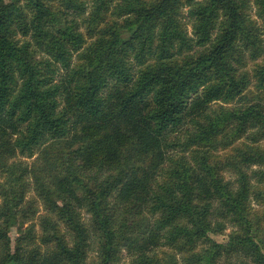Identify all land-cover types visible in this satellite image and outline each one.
<instances>
[{
    "label": "trees",
    "instance_id": "1",
    "mask_svg": "<svg viewBox=\"0 0 264 264\" xmlns=\"http://www.w3.org/2000/svg\"><path fill=\"white\" fill-rule=\"evenodd\" d=\"M125 2L129 6L121 9V14L136 17L137 26L131 35L142 38L138 41L140 59L145 49L151 51L156 44V24L165 22L159 37L158 63L144 74L141 84L131 93L113 92L107 102L108 110L100 112L96 109L106 102L97 99L98 91L107 88L109 77L116 78L117 73L126 72L120 60L121 49L128 43L123 34L111 30L112 40L99 42L89 58L91 71L87 74L81 70L71 78H60V83L53 86L59 69L50 61H38L31 51L32 45L22 48L14 37L17 30L25 36L33 32L36 48L67 69L69 43L73 48L83 43L82 37L76 35L74 22L66 19L69 13L80 12V0H64L63 21L46 7V0H28L25 8L34 13L31 25L24 9L18 7L20 0H12L9 5L0 0V174L5 179L0 184V197L4 200L0 207V219L4 221L0 241L5 242V247L10 243L7 233L17 217L27 221L36 216L34 200L21 211L25 197L33 188V184L28 183L32 175L35 191L49 213L40 221L41 243L46 247L54 243L55 247L44 254L33 250L26 258L17 259L16 264H84L86 250L93 249L98 257L92 264H122L124 257L129 259L128 264H239L236 257L241 253L254 257L253 264H264V256L260 254V247L264 246V239H260L264 231V210L252 208L254 198L264 203V188L255 189L256 183L264 184V147L260 145L264 141V96L257 98L259 103L249 102L251 106L239 111L220 108L209 109L211 115L204 114L209 96L235 101L234 96L225 95L224 87L233 85L229 92L239 87L234 79L238 73L229 72L225 67V61L237 55L231 47L237 33L245 49L253 50V63L261 59L259 53L264 52V41L259 39L258 32L241 23L235 0H207L206 5L196 11L201 20V39L215 29L221 10L227 17L222 26L223 35L213 47L199 52L195 63H171L175 57L167 45L174 37H179L178 26L172 19L177 0ZM132 23L127 21L126 25L131 28ZM239 67H247L244 53L239 54ZM17 74L23 81L22 88ZM197 75L214 78L218 83L189 110L186 107L187 84ZM77 77L83 84L73 88ZM153 82L162 86L158 94L159 117L162 122L163 119L179 121L174 127L182 130L184 152H190L182 154L174 150L180 138L168 141L173 150L167 153L168 164L162 181L154 178L153 171L165 154L160 152V141L144 114L147 105L142 106L135 99ZM240 84L246 89L255 86L258 92L264 89V66L258 65L253 72L246 73ZM18 88L20 94L17 96ZM61 102L66 107L58 116ZM181 105H185L183 111ZM169 110L173 116H169ZM34 118L32 135L41 125L50 126L56 149L48 153L40 171L35 165L30 169L27 162L17 160L20 156L31 158V136L13 144L8 135V129L17 131L21 124ZM114 120L120 122V128L109 137V126ZM186 124L193 126L186 127ZM249 128L259 131L244 144L234 147ZM128 129H132L139 140L137 158L152 163V170L142 173L129 166L127 141L121 135ZM70 136L71 141L68 140ZM229 147H233L232 153L224 157L215 154ZM60 149L72 150L86 169L75 167V161L73 167H66ZM152 155L155 160L151 159ZM98 162L110 170L115 169V175L103 183L89 180V184L95 185L89 187L82 173L90 171ZM253 165L258 167L253 170ZM228 171L236 174L235 180L226 177ZM57 199L64 200L63 208L57 205ZM84 206L91 213L88 223L81 222L78 211ZM61 224L67 231V238L59 230ZM228 224L239 225L242 233L230 237V244H220L208 237L209 231L213 235L223 234ZM21 239L34 243L35 226Z\"/></svg>",
    "mask_w": 264,
    "mask_h": 264
},
{
    "label": "clouds",
    "instance_id": "2",
    "mask_svg": "<svg viewBox=\"0 0 264 264\" xmlns=\"http://www.w3.org/2000/svg\"><path fill=\"white\" fill-rule=\"evenodd\" d=\"M207 0H177L174 3V13L175 15L172 19L178 26L179 37H174L169 45H167L170 54L175 57L174 61L171 63H195L197 59V54L205 49H210L215 45L219 38L223 35V25L225 24L227 17L223 10L219 12V19L215 22V29L210 30L207 33L205 39H201V20L196 14L198 7L201 5H206ZM237 10L241 17V23L247 29H252L259 33V39L264 41V0H235ZM12 0H3L4 5H9ZM28 0H20L18 7L24 9L25 14L28 17V23L31 25L32 18L34 16L33 12L28 11L25 5ZM64 0H46V7L51 8L55 14L61 16L65 12L62 7ZM82 8L80 12L72 14L69 13L66 17L69 23H73L76 27V35L82 37L83 43L76 48H73L69 43L67 47V57L69 60V67L65 69L62 63H57L52 56L41 53L38 48H36L35 41L33 40V32L29 31L27 36L23 35L20 31H16L14 40L19 42L20 47H24L26 44H31V51L36 54V59L38 61L45 60L50 61L56 68L59 69V78L54 81L55 84L60 83V78L68 79L75 76L77 73L84 71L85 74L91 71L89 65V58L92 53L96 51V48L101 40L111 41L113 38V32L115 30L123 34L124 39L128 41L127 45L121 49L120 60L122 64L126 67V72H120L116 74V78L109 77L107 80V88H102L98 91L97 99L105 101L106 103L101 104L97 111L105 112L107 111V102H109V97L113 92L119 90L122 94H129L141 84L144 74L153 66L158 63V57L160 54L159 37L163 33L164 21L158 22L154 28V34L157 38L156 44L151 47V51L148 49L144 50L143 59L141 56V45L138 43L142 38L133 37L131 33L135 31L136 28V17L131 14H121V9L128 7L129 5L125 0H80ZM136 7L135 4L131 5ZM63 21L64 17L61 16ZM127 21H132V27L129 28L126 25ZM46 31L51 29L45 28ZM235 43L231 45L232 48L236 50L237 55L232 60L225 61V67L229 72L236 71L238 74L234 77L239 87H235L231 92L228 91L233 85L229 84L224 87V93L228 96H234L235 101L229 102L222 98H215L209 96L204 109V114L206 116L211 115L209 109H226L239 111L245 107L251 106V104L259 103L258 97L264 96V89L259 92L256 87L245 88L240 81L245 79L246 73L253 72L254 69L259 66H264V52L259 53L261 59L256 63L251 62V56L253 50L251 48L245 49V43L240 35L234 37ZM181 53H183L181 55ZM245 54V62L247 67L238 68L239 54ZM214 71V70H213ZM17 80L19 81L21 88L23 86V81H20L19 74H17ZM199 80L200 83H196ZM218 81L216 79H209L203 75H197L190 78L187 88H188V98L186 101L187 109L191 110L193 105L198 99H203L208 95L209 90L216 86ZM77 84H83L77 77L76 83L72 85L73 88ZM46 90V89H45ZM162 86L155 84L147 85L144 88L142 94L135 97L136 100L140 102L142 106L147 105L143 109L144 114L149 119L150 126L153 130V134L160 141V152L165 154L164 159L161 162L156 163L155 169L153 171V176L156 180L162 181L164 177V169L168 164L167 153L173 150V147L168 144V141L174 138H180L179 143L174 146V150L182 154H190L184 152L182 130H177L174 125H178L179 121L176 119H163L159 117L158 113L161 111L160 105L158 103V94L161 92ZM20 94V88L17 89L16 95ZM15 100V96L13 97ZM243 101V103L241 102ZM251 102V104H249ZM66 105L61 102L60 107L57 109V115L59 116L63 113ZM185 105H181V110H184ZM174 114L169 110V116ZM19 119V114L17 116ZM74 119V118H73ZM188 119H191L190 117ZM35 126V118L28 123L21 124L17 131H12L8 129V135L11 137L13 144L23 141L25 138L31 136V159L29 160L27 156L20 157L21 160H26L30 169L33 165L40 171L44 165V161L48 156V153L55 152L56 149L53 148L55 141L51 139L50 126L41 125L40 129L35 132L33 136L31 133V128ZM186 127H192V124H186ZM71 127V125H69ZM110 127V132L107 134L109 137L114 136L116 130L120 128V122L118 120L112 121ZM79 131V130H77ZM258 128H249L247 134L244 138L237 140L234 147L244 144L248 137L254 135L258 132ZM75 135V134H73ZM121 135L125 137L127 143L125 147L129 150L131 164L130 167H135L143 171L152 170L153 165L150 162H146L142 159L137 158V153L139 152V140L132 129L127 131H122ZM71 141L72 137H68ZM264 145V141H261ZM194 148V146H193ZM119 149V143L116 145V150ZM60 153L63 155V162L66 167H73V161H75V167L80 169H86L84 162L74 156V153L70 149H60ZM19 155V150H18ZM128 155V154H126ZM56 157H53L55 160ZM152 160H155V155H152ZM258 166L253 165V170ZM115 169L110 170L104 163L98 162L91 168L90 171H84L82 177L84 183L88 184L89 187H94V184H89V180L99 181L103 183L110 176L115 175ZM41 175L43 173L41 172ZM232 178V177H227ZM46 179V177H45ZM4 181L0 180V184ZM28 183L33 184V190L28 193L25 197V205L21 207L23 211L30 201H35V218H29L27 221L22 220L17 217V221L14 222L13 226L8 231V240L10 243L5 247V242L0 241V264H16L17 259L21 257H27L33 250H39L41 254L46 253L49 248H54L55 244L48 245L47 247L41 243V237L43 233L41 231L40 221L45 216L49 215L45 211L44 201L41 200L35 191V185L32 175L28 177ZM55 191V189H53ZM78 195H83V193H78ZM57 205L59 207H64V200L57 199ZM4 204V200L0 197V207ZM252 208L256 209L257 205L252 204ZM81 216L82 223H88L91 220V213L88 211L87 206L78 208ZM147 215V213H145ZM22 225V227H21ZM4 226V221L0 219V228ZM35 226L36 239L35 242H26L22 240L29 231ZM215 228V225H213ZM60 232L67 238V231L61 224L59 226ZM240 226L237 224H228L225 227L223 235L214 236L211 231L208 232V237L215 240L220 244H227L230 242V237L241 235ZM253 234H256V229L253 228ZM260 239H264V231L260 233ZM18 241L20 243L18 244ZM257 243L260 240L256 241ZM71 246V245H70ZM87 258L84 264H92V260L96 256L95 251H87ZM260 254L264 256V246L260 247ZM239 264H253L254 257L251 255L245 256L244 253L239 254L236 257ZM122 264H128L127 260H124Z\"/></svg>",
    "mask_w": 264,
    "mask_h": 264
},
{
    "label": "rangeland",
    "instance_id": "3",
    "mask_svg": "<svg viewBox=\"0 0 264 264\" xmlns=\"http://www.w3.org/2000/svg\"><path fill=\"white\" fill-rule=\"evenodd\" d=\"M41 53H44V52H42V51H40ZM45 54V53H44ZM253 63V62H252ZM58 76H59V71L57 72V74H56V78H58ZM251 87V86H250ZM253 87V86H252ZM255 87V86H254ZM247 141V140H246ZM242 145V144H241ZM260 145H262L261 143H260ZM262 147H264V145L262 146ZM232 149H233V147H229V148H226V149H219L217 152H215V154H217L218 156H220V157H224V155H226V154H229V153H232L231 151H232ZM20 157H23V156H20ZM20 157H17V160H19L20 159ZM29 160L31 159V158H28ZM23 161H25V162H27L26 160H23ZM226 177H232V178H229V179H231V180H235V178H236V174L233 172V171H228V172H226ZM0 180H5L4 179V177H3V175H1L0 174ZM256 186H255V189H257V188H260V189H263L264 188V184H260V183H256L255 184ZM31 186H33V185H31ZM33 190V188H31V191ZM37 194V193H36ZM38 196V195H37ZM39 197V196H38ZM40 198V197H39ZM42 200V199H41ZM253 203H255L256 205H257V208L258 209H261V211L262 210H264V203H262V202H259V200L257 199V198H254L253 200H252V204ZM45 211H46V209H45ZM224 234V233H223ZM223 234H217V235H214V236H219V235H223ZM229 244H230V242H229ZM92 251H95L96 252V250L95 249H93ZM97 257H98V255H97V252H96V256H95V258L93 259V260H96L97 259ZM92 260V261H93ZM124 260H127L128 261V263H129V259L127 258V257H124L123 258V261Z\"/></svg>",
    "mask_w": 264,
    "mask_h": 264
}]
</instances>
